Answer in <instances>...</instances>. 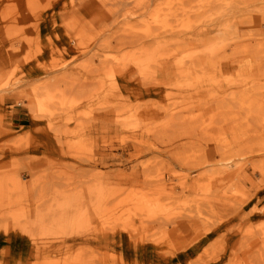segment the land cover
<instances>
[{
	"label": "rangeland",
	"instance_id": "obj_1",
	"mask_svg": "<svg viewBox=\"0 0 264 264\" xmlns=\"http://www.w3.org/2000/svg\"><path fill=\"white\" fill-rule=\"evenodd\" d=\"M0 232L9 264H264V0H0Z\"/></svg>",
	"mask_w": 264,
	"mask_h": 264
},
{
	"label": "crops",
	"instance_id": "obj_2",
	"mask_svg": "<svg viewBox=\"0 0 264 264\" xmlns=\"http://www.w3.org/2000/svg\"><path fill=\"white\" fill-rule=\"evenodd\" d=\"M24 120L25 119L18 116V126H24V124H20V122ZM19 237V235H13V237L9 239L0 232V250H3L4 248L7 250L6 255L0 251L1 254L5 255L0 256V262H2V264L13 263L16 260L24 261L28 258L29 254L26 250L28 249L26 246L27 243L24 242L23 237H20V239Z\"/></svg>",
	"mask_w": 264,
	"mask_h": 264
}]
</instances>
